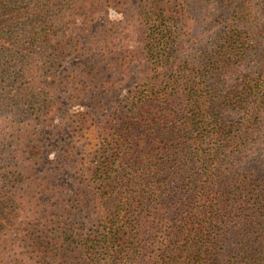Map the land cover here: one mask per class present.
I'll use <instances>...</instances> for the list:
<instances>
[{"label":"trees","instance_id":"obj_1","mask_svg":"<svg viewBox=\"0 0 264 264\" xmlns=\"http://www.w3.org/2000/svg\"><path fill=\"white\" fill-rule=\"evenodd\" d=\"M128 2L0 0V233L20 220L63 65ZM134 18L136 89L101 125L69 117L74 189L20 223L25 259L0 264H264V0H138Z\"/></svg>","mask_w":264,"mask_h":264},{"label":"rangeland","instance_id":"obj_2","mask_svg":"<svg viewBox=\"0 0 264 264\" xmlns=\"http://www.w3.org/2000/svg\"><path fill=\"white\" fill-rule=\"evenodd\" d=\"M137 2L129 0L122 8L101 11L98 20L81 36L80 53L61 69L60 82L52 91L56 110L50 117V126L41 135L32 136L42 144L43 154L39 159L22 163L27 181L22 192L20 220L15 227L0 233V250L8 261L25 259L20 247V223L25 219L51 218L74 189L70 165L83 140L69 133V117L86 111L101 125L106 114L136 89L143 73L142 62L135 54ZM209 17L210 13L205 11L204 19ZM204 19L197 21L199 25H206L208 19ZM198 31L199 37L212 32Z\"/></svg>","mask_w":264,"mask_h":264}]
</instances>
